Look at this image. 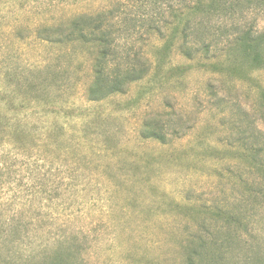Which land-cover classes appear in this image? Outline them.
Wrapping results in <instances>:
<instances>
[{
	"label": "rangeland",
	"instance_id": "obj_1",
	"mask_svg": "<svg viewBox=\"0 0 264 264\" xmlns=\"http://www.w3.org/2000/svg\"><path fill=\"white\" fill-rule=\"evenodd\" d=\"M155 1L0 0V80L16 68V84L23 75L36 79L34 95L46 99L14 110L26 128L21 149L0 153V195L8 199L0 248L23 244L24 264H51L60 239L79 240L82 264H264V168L238 141L242 128L264 138V67L242 60L233 74L215 77L194 62L180 76L167 69L168 61L189 65L179 39L159 56L165 66L151 81L89 102L88 50L51 45L39 32L111 11L125 28L137 26L130 39L156 55L160 42L146 34L162 6ZM226 9L210 24L219 54L239 31L264 36V0H228ZM58 65L66 69L63 90L54 83ZM153 119L177 130L167 145L144 139ZM58 259L73 264L65 252Z\"/></svg>",
	"mask_w": 264,
	"mask_h": 264
},
{
	"label": "trees",
	"instance_id": "obj_2",
	"mask_svg": "<svg viewBox=\"0 0 264 264\" xmlns=\"http://www.w3.org/2000/svg\"><path fill=\"white\" fill-rule=\"evenodd\" d=\"M157 2H160L162 6L156 18H150L146 30L147 35H153L160 42L154 44L156 55H149L142 51L138 47L139 38L130 39V34H138L135 24L133 28H125V21L111 11L78 14L65 26L63 24L48 26L39 29V32L49 36L44 40L51 45H66L73 48L82 46L88 50L90 54V82L87 87L89 102H101L113 96L125 95L133 84L151 81L154 70L164 69L162 67L165 66H162L164 61L159 63L161 62L158 60L159 56L166 59L168 54L173 52L179 39L181 42L178 53L189 62V65L168 61L167 69L180 73V76H186L194 62L206 68L215 77L233 74L243 64L242 60L244 64L248 63L252 70L264 67V55L259 51L264 46V36H257L251 31H239L233 35L232 41H229L227 54H219L221 48L218 42L212 41L210 24L213 19H221L226 15L228 0H157ZM157 2L154 3L157 4ZM238 50L242 59L237 55ZM50 68L51 66H46L38 69H42L44 73ZM15 69H8L0 80V153L5 151L10 153L21 149L19 140L25 135L26 128L21 122L19 113L14 114V110L20 108L21 111H25L32 104L46 100L43 99L44 96L34 95L40 92L36 79L23 75L22 85L16 84L19 76ZM65 70L62 65L56 66L54 70V83L62 90L65 85L61 75ZM25 83H28V88H25ZM209 88L211 92H214V94L209 93L210 96H217L214 82H210ZM4 104L9 105L8 112L2 110ZM242 111L249 114L247 109L242 108ZM144 127L143 133L146 134L144 139L154 140L163 145L170 142L171 135L177 134L176 129L173 133H169L166 123L159 120L153 119ZM256 136L257 134H249L247 128H242L238 141L244 149L243 153L251 154L250 157L255 160L253 163H256L257 167L264 168V138L262 140L261 137ZM6 200H8L6 196L0 195V208L4 207ZM15 242L17 241L12 240L13 244ZM21 246L22 249L16 251L0 248V264H24L28 261L29 257L23 249V244ZM54 250L53 253L56 256L51 259V264L58 262L62 252L66 253L65 262L67 260L68 262L71 260L73 264L74 260L78 264L84 262L79 240L60 239ZM47 251L49 249L45 250Z\"/></svg>",
	"mask_w": 264,
	"mask_h": 264
}]
</instances>
